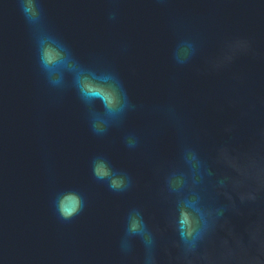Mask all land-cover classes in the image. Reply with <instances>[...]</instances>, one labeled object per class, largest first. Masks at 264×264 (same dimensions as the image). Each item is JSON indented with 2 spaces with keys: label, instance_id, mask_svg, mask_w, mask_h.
<instances>
[{
  "label": "water",
  "instance_id": "water-1",
  "mask_svg": "<svg viewBox=\"0 0 264 264\" xmlns=\"http://www.w3.org/2000/svg\"><path fill=\"white\" fill-rule=\"evenodd\" d=\"M37 6L0 0V264H264V0ZM49 37L73 59L44 69ZM191 202L213 217L193 248Z\"/></svg>",
  "mask_w": 264,
  "mask_h": 264
},
{
  "label": "clouds",
  "instance_id": "clouds-1",
  "mask_svg": "<svg viewBox=\"0 0 264 264\" xmlns=\"http://www.w3.org/2000/svg\"><path fill=\"white\" fill-rule=\"evenodd\" d=\"M19 3L22 13L29 22H35L41 18V9L37 6L38 0H19ZM54 45L56 50L55 58L50 55V53L54 50ZM38 54L39 62L44 69H49L50 65L54 63L65 65L69 62V60L73 59L70 50L64 44H60L52 40L50 37L39 41ZM98 78L99 77L97 76L95 70L84 66L73 80L74 87L84 97L101 95L100 93L85 92L83 87L86 81H94ZM109 78L112 79L110 91L101 98L106 102V108L119 115L124 110L123 93L120 88L119 81L114 77ZM59 80L60 78L57 76L56 82L59 83ZM93 127L96 131H104V127H100L97 124H94ZM112 187L115 188L117 185L113 183ZM59 211L64 219L68 218V210L60 207ZM212 219V213L204 212L196 206L195 202H191L180 208L178 218L179 235L189 248H193L195 246L196 241L210 226ZM130 229L133 232H144L142 220L133 218Z\"/></svg>",
  "mask_w": 264,
  "mask_h": 264
}]
</instances>
